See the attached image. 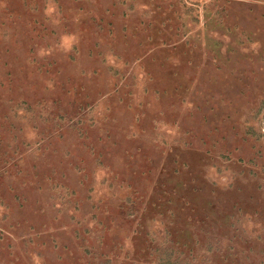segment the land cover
Instances as JSON below:
<instances>
[{
    "label": "rangeland",
    "instance_id": "374dc122",
    "mask_svg": "<svg viewBox=\"0 0 264 264\" xmlns=\"http://www.w3.org/2000/svg\"><path fill=\"white\" fill-rule=\"evenodd\" d=\"M0 264H264V0H0Z\"/></svg>",
    "mask_w": 264,
    "mask_h": 264
}]
</instances>
